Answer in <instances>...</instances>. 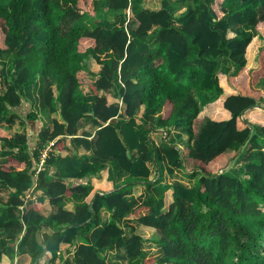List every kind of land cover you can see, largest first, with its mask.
Masks as SVG:
<instances>
[{"label":"trees","instance_id":"trees-1","mask_svg":"<svg viewBox=\"0 0 264 264\" xmlns=\"http://www.w3.org/2000/svg\"><path fill=\"white\" fill-rule=\"evenodd\" d=\"M134 1L128 29L133 0H0V55L11 57L0 58V154L7 156L0 181L10 192L0 210V263L13 264L37 243L42 225L53 223L43 243L52 259L75 244L76 264H264V0ZM103 13L114 20L82 22ZM39 82L52 122L31 146L27 120L38 113L20 109ZM141 107L143 124L135 121ZM85 117L98 126L97 148L95 157L79 160L75 176L88 179H53L52 149L35 179L48 143L62 149L71 136L72 144L91 147V132H78ZM180 118L186 145L167 136L157 143L152 133L169 131ZM148 160L158 166L156 180ZM232 163L241 177L224 171ZM176 167L198 175L197 183L166 182L164 170ZM120 170L130 175L123 186L114 178ZM141 184L140 199L130 197ZM33 187L48 196H28ZM74 193L87 195L66 209L63 199ZM103 206L111 211L108 224L101 223ZM130 214L142 231L121 224ZM87 229L90 239L81 241ZM145 238L159 244V254L147 256ZM114 245L126 248L128 263L107 258Z\"/></svg>","mask_w":264,"mask_h":264},{"label":"crops","instance_id":"crops-1","mask_svg":"<svg viewBox=\"0 0 264 264\" xmlns=\"http://www.w3.org/2000/svg\"><path fill=\"white\" fill-rule=\"evenodd\" d=\"M112 88L113 87L108 89L107 91L108 94L113 93L115 91V89L113 88L114 90H112ZM82 89L89 99L93 100L95 98V95L88 84H83ZM23 107L25 109L24 110L25 113L30 109H34L35 111H37L35 108H33V106H31L29 101L24 102L22 108L20 109L21 111H23ZM140 109L142 111L143 107H141ZM37 113H38L37 119L27 120L29 143L31 146H36L38 142V134H39L40 129L42 127L50 126L52 122L51 115L47 110L41 109V111H38ZM140 116H142V113ZM137 121L141 122L142 119L137 118ZM180 121H184L183 118H180L176 124L171 126L169 131L163 130V133L157 132V131L153 132L152 135L155 137L156 142L160 143L162 137L164 136H167V139L169 140V136H170L172 129L174 130V129H178L179 127H183V130L182 131L180 130L181 132H179L172 140H169V141H174L181 148L184 147L186 145L187 134L185 133V125L180 123ZM150 122L152 123V125H155V117L151 119ZM97 128L98 126L94 124L93 122H91L86 117L80 120L79 130H78L79 134L82 135L84 130H88L91 132V135L88 136V138L92 141V145L90 148L85 147L82 143L72 144L71 136L70 138H68V146L65 148L53 149L51 147V142L46 145L44 149L47 148V151L48 149H52V152L54 153L52 155H54L58 159V164L54 163L48 166V170L53 179L62 178L67 183H70L73 180L86 181L88 179L87 176L83 178H78L75 176V174L80 169L79 160H82L84 156L95 157L94 152L97 148V145L95 143ZM131 152H132L131 155L133 157H137L136 151L134 152L131 151ZM46 156L47 154H41L40 160L42 159L45 160ZM6 158H7L6 155L0 154V163L5 161ZM147 165L150 167L149 177L153 180H156L159 176V171L157 168L158 166L156 162L153 160H148ZM38 166H39V163L37 165L35 179L39 171ZM43 167L45 166L43 165ZM180 168L182 167H176L172 173H169L165 169L163 172L165 181L172 182L175 179H180L183 181L182 178L178 177V174L180 175V173H182L181 171H179ZM114 178L117 184H121L123 186L126 180L130 178V175L129 173L120 170L115 174ZM105 179L107 180V177ZM139 188H140V191L134 192L133 194L130 195V197H133L135 199H140L141 194L145 193V190H146L145 184L139 185ZM97 192L101 193L102 191L98 190ZM94 193H95V188L93 187V189L89 193V196H92ZM167 194L169 198L170 196L169 191L167 192ZM9 195H10L9 190L4 186L2 181H0V210L2 209V207H4L8 203ZM86 195L87 194L85 193H74L70 196L64 197L63 199L64 207L69 210H74L76 207V204L80 201H83L86 198ZM28 196L33 197V198L37 196H48V191L45 189H36L33 187L29 191ZM21 208L22 207L18 209V212L21 211ZM55 209H56L55 206L47 207V208L42 209V212L45 214H49L53 212ZM100 214H101L102 224H108L111 221V211L106 206H103L101 208ZM120 222L123 226L127 227L129 230L136 229V230L142 231L143 229L142 228L143 226H141L139 223L138 217L132 214L122 217L120 219ZM52 226H53V223L42 225L41 231L37 235V243L31 241L27 245L28 250L26 252L15 255L13 264H31L33 261V254L36 251H41V254L36 259L34 264H63L64 261H68L70 264H76V261H75L76 245L75 244H68V245L63 246V248L59 249L57 256L54 259H52L53 253L50 250H48L45 244L43 243V232L47 229L52 230L53 228ZM82 230H83L82 226H80L78 228V231L81 232ZM90 233H91V229L85 230L82 234L80 233L79 236L81 237V241L82 240L89 241ZM145 246H149L150 248L148 249ZM143 249L146 252L147 256H156L157 254L160 253L159 244L149 238H145L143 240ZM106 255L109 260H122L125 263L129 262V258L127 256V250L123 246L114 245L108 248ZM0 264H3V263H0Z\"/></svg>","mask_w":264,"mask_h":264},{"label":"rangeland","instance_id":"rangeland-1","mask_svg":"<svg viewBox=\"0 0 264 264\" xmlns=\"http://www.w3.org/2000/svg\"><path fill=\"white\" fill-rule=\"evenodd\" d=\"M142 1L145 5L152 6V7L160 5V0H142ZM135 6H136V1L133 0L131 6H129L127 8L128 17H127V21H126V26L128 29H130L133 26L134 15L132 12V8ZM178 12H177V14H178ZM114 18H115V15L111 14V13L110 14L103 13V14H97V15H95V14L94 15H85L84 17H82V22H84L85 24H87L89 26H93L95 24L96 20H100V19L114 20ZM0 58L6 60L8 62H10V60H11L10 54H1ZM222 63H228V60L223 58ZM40 82H42V81H40ZM40 82L34 83L35 86L31 89V92H33V95L30 96V98H28L31 106H33V108H35L37 110V112L41 111V109H42L41 99H40V90L38 87ZM258 86H264V78L263 77H262L261 81L258 83ZM114 89L112 88V90H114ZM190 89H192L196 93V95L201 99L200 100L201 105H204V103L206 101L203 98V96L201 95V93L199 92V87H197L196 83L191 84ZM203 90H204V92H206V88ZM24 110L25 109L23 107V113H25ZM138 113L136 115L135 121H137V118H141L143 121L144 119L142 118V116H140L142 113L141 109L138 110ZM142 121H141V124H143ZM180 123L184 124V121H180ZM180 130L182 131L183 127H179L178 129H174V130L172 129L170 136H169V140H172L179 132H181ZM183 170L184 169H182V168L179 169V171H181L182 173H180V175L178 174V177L182 178L183 181L185 183H187L188 186L193 187L197 183L199 176L196 175L195 177H190L189 175H187V171H183ZM224 171L228 174L241 177V174H240L241 171H239V169H237V167L235 166V163H232L231 165H229ZM145 247H147L148 249L150 248L149 246H145Z\"/></svg>","mask_w":264,"mask_h":264},{"label":"built area","instance_id":"built-area-1","mask_svg":"<svg viewBox=\"0 0 264 264\" xmlns=\"http://www.w3.org/2000/svg\"><path fill=\"white\" fill-rule=\"evenodd\" d=\"M42 154H47V148L43 150ZM44 161H45L44 159L40 160L39 166H38L39 167L38 168L39 170L43 167Z\"/></svg>","mask_w":264,"mask_h":264}]
</instances>
